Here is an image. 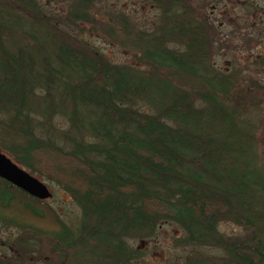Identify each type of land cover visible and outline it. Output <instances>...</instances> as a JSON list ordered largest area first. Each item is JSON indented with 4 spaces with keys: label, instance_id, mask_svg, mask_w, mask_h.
I'll return each instance as SVG.
<instances>
[{
    "label": "trees",
    "instance_id": "trees-1",
    "mask_svg": "<svg viewBox=\"0 0 264 264\" xmlns=\"http://www.w3.org/2000/svg\"><path fill=\"white\" fill-rule=\"evenodd\" d=\"M140 1L160 10L141 27L122 13L95 18L96 0H0V151L60 186L80 215L69 227L0 178V225L30 237L32 254L41 236L58 254L97 250L90 264H132L144 254L133 243L171 222L176 246L221 252L185 264H264V82L214 65L218 36L192 0ZM224 221L241 233L224 235Z\"/></svg>",
    "mask_w": 264,
    "mask_h": 264
},
{
    "label": "rangeland",
    "instance_id": "rangeland-1",
    "mask_svg": "<svg viewBox=\"0 0 264 264\" xmlns=\"http://www.w3.org/2000/svg\"><path fill=\"white\" fill-rule=\"evenodd\" d=\"M197 1L198 4L195 3V0H192L191 4L196 6V11L201 18H206L214 26L215 35L218 36L217 48L212 59L214 65L222 71L238 69L242 71L244 76L248 75L264 82V64L260 65L258 63L264 61V0ZM53 9L56 11L55 15L65 12L63 2H60L59 5L56 4ZM89 13L101 20L122 13L127 19L132 22L136 21L138 26L141 27L142 24H147L153 18H157L160 10L146 7L140 0H96L95 7ZM25 25H30V23L26 22L19 28H23ZM16 33L20 34L19 31ZM88 39L113 61L121 63L130 62L132 59L126 48L123 49L118 44L111 43L99 36L89 37ZM263 98L264 94L257 96L255 103L260 107L263 105L262 114L264 115ZM0 117L6 118L3 114H0ZM54 123L62 133L69 128L68 122L63 119H56ZM36 132L40 135L39 127ZM256 136L259 140L257 146L259 155L264 160V144H261L263 139L257 134ZM34 176L51 191V197L45 202L67 226L76 228L79 224L80 215L79 210L72 202L71 196L46 177L37 174H34ZM219 229L229 237L241 233L240 228L228 221L221 222ZM18 234L19 230L0 225V257L5 258L9 254L18 257L20 246L13 245L15 247L14 251L7 247L10 237L12 235L17 237ZM181 235L182 231L175 224L171 222L159 223L154 234L147 238L138 239L133 243L134 247L143 248L144 254L132 264H185L188 256L194 252V255L199 258H206L207 256L220 257L221 252L213 248L176 246L174 241ZM19 239H22V237ZM34 241L36 243L34 253H29L27 250L30 257V261L27 259L28 264H90V261H93L94 258H100V252L97 250L89 253L84 251L88 248L79 247L67 251L68 253L76 250L78 252V255H75L71 261V256L67 252H59L61 254H58L51 251L47 238L38 236Z\"/></svg>",
    "mask_w": 264,
    "mask_h": 264
},
{
    "label": "water",
    "instance_id": "water-1",
    "mask_svg": "<svg viewBox=\"0 0 264 264\" xmlns=\"http://www.w3.org/2000/svg\"><path fill=\"white\" fill-rule=\"evenodd\" d=\"M0 178L38 200L51 197L50 190L42 181L20 167L2 151H0Z\"/></svg>",
    "mask_w": 264,
    "mask_h": 264
},
{
    "label": "flooded vegetation",
    "instance_id": "flooded-vegetation-1",
    "mask_svg": "<svg viewBox=\"0 0 264 264\" xmlns=\"http://www.w3.org/2000/svg\"><path fill=\"white\" fill-rule=\"evenodd\" d=\"M21 232H19L18 235H20ZM16 236L12 235V237H10L8 243L9 245H7V247L11 250L14 251L13 245L16 246H20V244H22V252L19 253L18 257H16L15 255H11L9 254L8 256H10L11 260L14 261V263L16 264H28V260L30 261V257H29V253H27V250L29 251V238L27 236H23L22 235V239H16ZM28 259V260H27ZM30 263V262H29Z\"/></svg>",
    "mask_w": 264,
    "mask_h": 264
}]
</instances>
